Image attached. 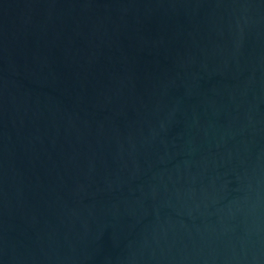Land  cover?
<instances>
[{
	"label": "water",
	"instance_id": "water-1",
	"mask_svg": "<svg viewBox=\"0 0 264 264\" xmlns=\"http://www.w3.org/2000/svg\"><path fill=\"white\" fill-rule=\"evenodd\" d=\"M0 264H264V0H0Z\"/></svg>",
	"mask_w": 264,
	"mask_h": 264
}]
</instances>
